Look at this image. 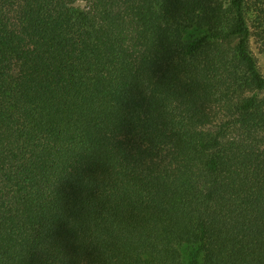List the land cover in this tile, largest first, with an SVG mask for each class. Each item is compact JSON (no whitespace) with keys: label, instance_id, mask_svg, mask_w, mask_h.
<instances>
[{"label":"trees","instance_id":"trees-1","mask_svg":"<svg viewBox=\"0 0 264 264\" xmlns=\"http://www.w3.org/2000/svg\"><path fill=\"white\" fill-rule=\"evenodd\" d=\"M247 3L0 0V264H264Z\"/></svg>","mask_w":264,"mask_h":264},{"label":"rangeland","instance_id":"rangeland-1","mask_svg":"<svg viewBox=\"0 0 264 264\" xmlns=\"http://www.w3.org/2000/svg\"><path fill=\"white\" fill-rule=\"evenodd\" d=\"M250 3L246 6V22L250 30L249 49L257 67L264 76V6Z\"/></svg>","mask_w":264,"mask_h":264}]
</instances>
